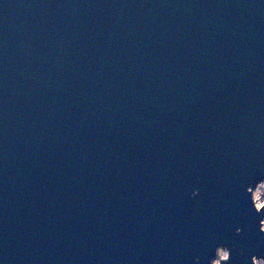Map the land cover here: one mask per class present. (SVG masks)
<instances>
[{"label": "water", "instance_id": "water-1", "mask_svg": "<svg viewBox=\"0 0 264 264\" xmlns=\"http://www.w3.org/2000/svg\"><path fill=\"white\" fill-rule=\"evenodd\" d=\"M262 183L264 0H0V264L264 262Z\"/></svg>", "mask_w": 264, "mask_h": 264}, {"label": "rangeland", "instance_id": "rangeland-1", "mask_svg": "<svg viewBox=\"0 0 264 264\" xmlns=\"http://www.w3.org/2000/svg\"><path fill=\"white\" fill-rule=\"evenodd\" d=\"M254 200L257 205H263L264 203V183L260 184L254 192ZM264 227V220H263ZM222 256H225V252H222ZM256 264H264L263 261H256Z\"/></svg>", "mask_w": 264, "mask_h": 264}, {"label": "bare ground", "instance_id": "bare-ground-1", "mask_svg": "<svg viewBox=\"0 0 264 264\" xmlns=\"http://www.w3.org/2000/svg\"><path fill=\"white\" fill-rule=\"evenodd\" d=\"M257 207H258V208H260V207H261V205H257Z\"/></svg>", "mask_w": 264, "mask_h": 264}]
</instances>
